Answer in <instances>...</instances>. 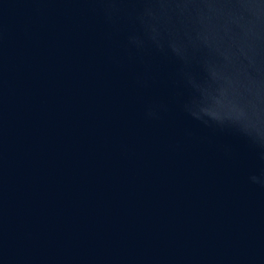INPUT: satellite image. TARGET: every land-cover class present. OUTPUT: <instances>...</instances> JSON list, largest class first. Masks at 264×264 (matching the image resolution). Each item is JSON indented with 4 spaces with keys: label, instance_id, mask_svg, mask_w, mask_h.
Returning a JSON list of instances; mask_svg holds the SVG:
<instances>
[{
    "label": "water",
    "instance_id": "1",
    "mask_svg": "<svg viewBox=\"0 0 264 264\" xmlns=\"http://www.w3.org/2000/svg\"><path fill=\"white\" fill-rule=\"evenodd\" d=\"M0 264H264V0H0Z\"/></svg>",
    "mask_w": 264,
    "mask_h": 264
}]
</instances>
